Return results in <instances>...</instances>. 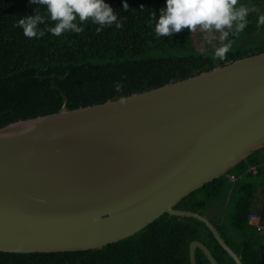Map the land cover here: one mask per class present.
I'll use <instances>...</instances> for the list:
<instances>
[{
	"label": "water",
	"instance_id": "1",
	"mask_svg": "<svg viewBox=\"0 0 264 264\" xmlns=\"http://www.w3.org/2000/svg\"><path fill=\"white\" fill-rule=\"evenodd\" d=\"M120 100L0 130V252L102 250L226 175L264 147V52ZM251 224V223H250ZM200 242L190 245V264Z\"/></svg>",
	"mask_w": 264,
	"mask_h": 264
},
{
	"label": "trees",
	"instance_id": "2",
	"mask_svg": "<svg viewBox=\"0 0 264 264\" xmlns=\"http://www.w3.org/2000/svg\"><path fill=\"white\" fill-rule=\"evenodd\" d=\"M105 2L118 14L120 27L113 24L97 31L100 26L89 21L81 25L80 33L54 36L46 30L54 26L48 19L40 25L46 30L43 37L27 38L19 20L36 12L47 16L46 7L30 0H0V130L55 114L64 105L75 111L120 100L264 52V25L258 26L264 0H240L246 6H258L259 11L250 13L244 32L230 37L233 48L223 60L214 58L213 48L200 51L195 33L188 29L172 37L156 35L155 24L167 0ZM256 34L263 37L256 40ZM118 82L123 85L120 92L115 90ZM259 191L264 193V147L174 209L207 217L242 264H264V233L249 223L251 214L260 213L264 225V202L260 209L254 206ZM193 242L204 244L218 264H236L204 223L168 214L102 250L0 252V264H190ZM195 258L196 264H210L200 249Z\"/></svg>",
	"mask_w": 264,
	"mask_h": 264
},
{
	"label": "clouds",
	"instance_id": "3",
	"mask_svg": "<svg viewBox=\"0 0 264 264\" xmlns=\"http://www.w3.org/2000/svg\"><path fill=\"white\" fill-rule=\"evenodd\" d=\"M30 4L45 6L47 16L36 12L34 16L26 15L19 20L27 38H41L46 30L54 36L65 32L80 33L84 30L81 25L89 21L100 26L97 31L113 24L121 26L117 23L118 14L105 0H30ZM128 7L124 3V10ZM254 11L240 0H167L155 24V33L158 37H172L185 29L191 33L200 30L209 34L210 43L218 40L214 45V58L223 60L233 48L234 40L230 37L244 32L249 24L248 17ZM48 19L54 26L45 30L40 25L46 24ZM259 25H264V14L258 17ZM122 89L123 85L118 82L115 90L120 92ZM120 102L127 100L121 97Z\"/></svg>",
	"mask_w": 264,
	"mask_h": 264
},
{
	"label": "rangeland",
	"instance_id": "4",
	"mask_svg": "<svg viewBox=\"0 0 264 264\" xmlns=\"http://www.w3.org/2000/svg\"><path fill=\"white\" fill-rule=\"evenodd\" d=\"M249 8H254L256 11H259V8L258 6H248ZM263 9V8H261ZM263 13H264V9H263ZM195 35H196V40H197V48L200 50V51H203L205 49H212L214 50V45H217L218 44V40H212L211 43L209 42V34L207 33H204L200 30H197L195 32ZM217 35V34H216ZM263 36L260 35V34H256L255 35V39L256 40H259L260 38H262Z\"/></svg>",
	"mask_w": 264,
	"mask_h": 264
},
{
	"label": "built area",
	"instance_id": "5",
	"mask_svg": "<svg viewBox=\"0 0 264 264\" xmlns=\"http://www.w3.org/2000/svg\"><path fill=\"white\" fill-rule=\"evenodd\" d=\"M261 220L262 217L260 213H253L249 217V223L257 226L258 230L264 233V225H261Z\"/></svg>",
	"mask_w": 264,
	"mask_h": 264
},
{
	"label": "crops",
	"instance_id": "6",
	"mask_svg": "<svg viewBox=\"0 0 264 264\" xmlns=\"http://www.w3.org/2000/svg\"><path fill=\"white\" fill-rule=\"evenodd\" d=\"M252 170L255 172L254 169ZM263 202H264V193L262 191H259L256 193V199H255V204H254L255 209H260Z\"/></svg>",
	"mask_w": 264,
	"mask_h": 264
}]
</instances>
